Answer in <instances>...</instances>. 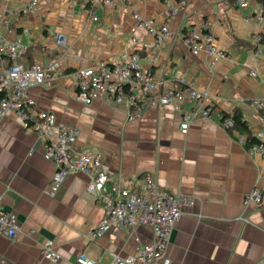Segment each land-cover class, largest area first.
<instances>
[{
	"label": "crops",
	"instance_id": "obj_1",
	"mask_svg": "<svg viewBox=\"0 0 264 264\" xmlns=\"http://www.w3.org/2000/svg\"><path fill=\"white\" fill-rule=\"evenodd\" d=\"M0 0V13L9 20L0 26L6 43L18 42L25 65L54 62L44 84L28 90L30 110H47L57 120L78 128L76 146L96 154L103 170L115 182L138 193L145 177L164 192L195 198L174 224L166 256L170 264H255L264 262V206L245 203L246 194L264 186V161L240 143L234 128L222 118L238 111L251 137L264 132V41L251 40L264 33V20L255 14L264 0ZM178 5L168 32L157 40L138 26L133 13L164 21L163 12ZM96 16V19H93ZM209 22L224 56L192 54L186 34ZM61 34L64 45L54 37ZM147 43L148 46L143 44ZM261 53L255 55L256 49ZM125 53H136L141 63L171 88L188 85L206 89L208 117L196 116L186 133L180 132V114L174 105L150 106L129 119L124 106L76 99L77 68L112 64ZM213 62V63H212ZM0 57V68L8 65ZM255 71L256 75H251ZM192 102L181 103L192 110ZM228 117V116H227ZM54 163L46 158L43 141L7 110L0 117V204L13 213L20 226L11 240L0 232V262L4 264H75L80 253L95 264H113L151 239L148 226L112 229L101 237L89 233L103 215L102 202L87 190L89 177L70 174L55 194L49 191ZM51 242L57 262L43 258L42 244Z\"/></svg>",
	"mask_w": 264,
	"mask_h": 264
},
{
	"label": "built area",
	"instance_id": "obj_2",
	"mask_svg": "<svg viewBox=\"0 0 264 264\" xmlns=\"http://www.w3.org/2000/svg\"><path fill=\"white\" fill-rule=\"evenodd\" d=\"M87 1L96 4L102 0ZM185 2L181 0L180 4L183 6ZM35 3L36 0H30L28 7ZM237 3L239 6H245L246 0H238ZM180 4L166 9L163 12L164 21L160 24L143 18L137 12L133 13V18L149 36L161 40L168 32V22L177 12ZM255 18L264 20V8L255 14ZM93 19H96V16H93ZM8 24L7 17L0 13V26H8ZM209 27V22L205 21L198 29L189 31L185 38L186 45L192 54L203 52L207 57L224 56L225 51L217 46L213 35L202 32V29ZM54 40L57 46L64 45L65 40L61 34H56ZM251 40L258 45L261 41V33H253ZM143 45L148 46L147 43ZM23 49L18 42H4L0 35V57L9 62L6 67L0 68L2 94L0 117L7 110H12L25 127L32 129L42 139L44 154L55 165V171L50 178V193L55 194L72 173L81 172L87 175L89 177L87 190L96 195L103 207L102 218L89 233L90 238L101 237L112 229L148 226L152 231L151 239L140 245L134 254L125 258L116 256L113 264H170L166 250L173 226L188 209L194 206L195 198L181 192H164L150 176L145 177V186L138 193H131L115 182L108 185L110 176L103 170L100 157L77 148L79 130L76 126L59 122L52 111L30 110L35 102L28 95V90L44 84L55 63L49 62L45 66L25 65L22 61ZM260 53V48H257L255 55ZM250 74L256 75V72L250 71ZM73 75L77 88L76 99L79 102L89 105L93 100H101L124 106L129 119L138 118L150 106L162 108L172 104L180 114L178 128L182 133L187 132L196 116L208 117L213 110L212 105H205L208 97L206 89L188 85L184 76L179 79L182 84L180 88L169 87L163 79L155 76L142 65L136 53H125L119 61L112 64L100 62L77 68ZM183 102H192L194 107L192 110H182ZM263 105L258 102L259 107ZM222 125L231 128L232 119L223 117ZM237 138L240 143L246 141L242 135H237ZM255 138L257 142L248 147V152L259 155L264 161V132H257ZM244 201L256 206H264V186L253 187L246 194ZM19 228L16 216L5 211L0 204V232L13 240L17 237ZM39 252L43 258L52 262L60 259L51 242L42 244ZM4 263L3 260L0 262V264ZM75 264H95V260L85 253H80L75 259ZM255 264H264V262L259 261Z\"/></svg>",
	"mask_w": 264,
	"mask_h": 264
},
{
	"label": "trees",
	"instance_id": "obj_3",
	"mask_svg": "<svg viewBox=\"0 0 264 264\" xmlns=\"http://www.w3.org/2000/svg\"><path fill=\"white\" fill-rule=\"evenodd\" d=\"M261 41H264V33L261 34ZM1 95L2 94L0 93V97H1ZM227 116L232 119L233 126L231 128H234V129L238 130L241 134L247 136L246 144H247L248 147L251 144L257 142L256 138L255 137H251V135L249 134L247 125L242 120L241 114L238 111H235L233 114L225 115V117H227Z\"/></svg>",
	"mask_w": 264,
	"mask_h": 264
}]
</instances>
